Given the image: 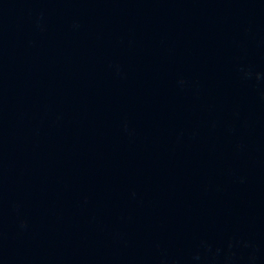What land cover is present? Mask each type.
I'll return each instance as SVG.
<instances>
[{
	"label": "water",
	"instance_id": "obj_1",
	"mask_svg": "<svg viewBox=\"0 0 264 264\" xmlns=\"http://www.w3.org/2000/svg\"><path fill=\"white\" fill-rule=\"evenodd\" d=\"M264 46V0H0V264H93Z\"/></svg>",
	"mask_w": 264,
	"mask_h": 264
}]
</instances>
